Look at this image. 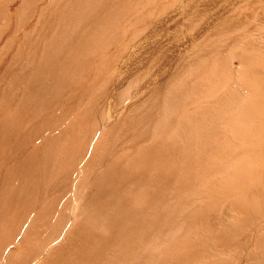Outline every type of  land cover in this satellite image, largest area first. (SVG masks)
Masks as SVG:
<instances>
[{
	"label": "rangeland",
	"instance_id": "1",
	"mask_svg": "<svg viewBox=\"0 0 264 264\" xmlns=\"http://www.w3.org/2000/svg\"><path fill=\"white\" fill-rule=\"evenodd\" d=\"M0 264H264V0H0Z\"/></svg>",
	"mask_w": 264,
	"mask_h": 264
},
{
	"label": "bare ground",
	"instance_id": "2",
	"mask_svg": "<svg viewBox=\"0 0 264 264\" xmlns=\"http://www.w3.org/2000/svg\"><path fill=\"white\" fill-rule=\"evenodd\" d=\"M79 5V4H78Z\"/></svg>",
	"mask_w": 264,
	"mask_h": 264
}]
</instances>
